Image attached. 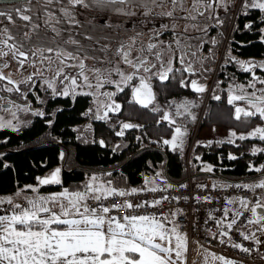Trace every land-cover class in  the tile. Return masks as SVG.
Masks as SVG:
<instances>
[{
	"label": "rangeland",
	"instance_id": "obj_1",
	"mask_svg": "<svg viewBox=\"0 0 264 264\" xmlns=\"http://www.w3.org/2000/svg\"><path fill=\"white\" fill-rule=\"evenodd\" d=\"M206 1L208 2L202 0V3L197 5L199 9L200 7L203 8V15L192 11L194 0H183L182 7L180 4L171 5L177 14H182L181 11H186V6L191 3L188 16L191 14L195 16V19L177 18L173 14L167 16L166 13L171 12L169 0H127L126 3L110 4V6L88 3V7L77 5L74 8L68 3V0H52V3H48L47 0H32L0 4V11L5 13L0 19V29H7L8 34L14 38L10 43L22 45L21 50L27 52L29 56V60L24 62L23 67H20L19 63L24 59L23 57L14 59L11 53L8 56L0 57V65L5 63L8 65L3 68V75L10 77L13 81L11 84L7 80L0 81L1 93L3 92L2 84H7L12 89V91H4L5 93L0 94V123L8 125L0 127V129L7 128L20 131L28 126L36 115L43 113L41 106L35 105L31 100H23V91L19 95L16 89L27 90L28 92L33 90L35 99L41 98L40 102H43L47 96H65L63 92L68 89V95L88 94L90 96L91 105L88 111V121L79 126L77 130L78 135L86 140L104 141L107 145L112 146L120 144L121 140L117 136L124 135V125L128 124L137 131L135 132L137 137L141 135L146 137L144 140L146 144L155 143L165 145L169 149L179 150L180 155H184L188 161L197 157L198 151L201 150L198 146L208 144V141L209 144L216 143L225 147L231 155L234 151L237 152V147H240L238 152L264 153V140L256 132L257 129L264 128V117L256 108V105L264 107V104H260L257 99H264V58L235 60V57L228 51L224 60L236 66L238 70L241 67L242 71H247L249 73L247 81H236L235 77L230 78L226 72L224 84H219V80H223V78H219L218 83L212 87L211 91L208 90V87L203 94H199V98L197 97L196 100H194L195 97H190L188 94H177L180 90L175 83L176 81L184 88L180 77L179 79L175 77L180 75L179 71L183 65L180 63L173 65L172 61L170 62V56L172 57L170 50L173 47L164 43L157 33L162 28L177 29L182 26L184 32L201 31L205 27L204 23L210 19L216 20V16L229 11L234 0L231 2L230 0ZM245 4L250 6V0H245L244 4L241 5ZM235 5L237 8L238 0H236ZM23 7L27 9L21 11ZM65 8L72 12L76 23L64 15L63 9ZM118 9L120 11H117ZM13 10L17 14L16 16L12 15L14 14ZM235 11L236 9L233 12ZM37 13L40 14L39 17H37ZM8 15H11V20L7 18ZM21 15H28L30 20L21 19ZM195 20L198 21L197 25H193ZM99 25L103 26V29L109 30L105 34L110 36L107 38H114L115 46L107 43V41H103V43L106 42L104 43L105 46L101 48L98 46L93 32L95 26ZM53 28L56 31H53ZM2 35L3 33H0V36ZM172 38L173 44H180L182 40L179 36ZM196 38L199 37L191 36L183 44L187 45L188 42L194 44ZM153 39H157L158 43L157 49H153V51H164L162 52L163 60L148 61L149 66L147 65L145 68H149L150 71H144L143 67L137 71L130 64L125 63L122 53L116 52V47L121 49L122 45L126 47L146 45L148 41ZM73 40L76 43H72ZM48 48L53 49L54 52H47L46 49ZM40 49L45 50L42 55ZM60 49L73 52L79 59L65 60V63L61 64L60 59L55 55V50ZM29 50L35 51L36 55L33 56L32 51ZM199 54L205 55L204 52L198 51L194 57L197 58ZM208 56L215 59L213 53H208L204 59L200 58L197 64L201 67H211L214 63L212 57ZM47 58L51 59V63ZM81 59L86 66L84 71L89 77V83L92 87H88L82 77L77 76V86H73L70 79L65 80L63 76L57 75L58 69H63L65 75H76L80 71L78 65ZM66 65L77 66L66 67ZM170 65L175 69V75L169 71ZM242 65H246L247 70ZM216 67L217 65L213 67L214 70ZM90 69H100V72L94 73ZM120 72L124 73L125 76L132 75L133 79L130 81L123 80ZM141 78L148 85L150 94L148 89H141L140 92L135 91V89L140 88ZM49 83L53 84L55 93L53 88L48 86ZM36 85L38 89H35L34 86ZM97 85L100 86L97 87ZM222 86L225 87L226 96H229L228 103L225 104L223 101L210 103L217 100L218 91L220 88L222 89ZM38 90L41 91L42 97ZM234 96L244 99L235 100L233 99ZM163 97L165 99L162 100ZM245 97H250L252 100L245 99ZM230 100L232 103H229ZM237 108L244 110L240 113L239 119H237ZM244 112H251L252 115L245 116ZM98 121H102L106 128L103 126L105 129H102L96 124L95 126L98 127V131H96L98 135H96L93 133V127L94 122ZM143 124L146 125L143 126ZM177 128L184 133V138L171 143L173 137L176 136ZM101 130L106 131L100 132ZM111 133H114L115 136ZM233 133H235L234 136ZM240 136H244L245 139H239ZM165 141H170V143L166 144ZM196 147H198L197 151ZM205 168L208 167L205 166ZM56 170L54 169L40 177L38 183L31 186L37 191V198L39 196L50 198L53 195H59L56 192H39V188L44 186L39 183V180L50 178ZM91 178L93 179V177ZM58 179L60 181V176ZM95 180L96 183L102 182L109 186L105 181ZM162 180L161 174H152L146 176L144 184L149 187L161 186L165 183ZM13 198L10 196L8 198L0 197V200L5 201L0 203V215L11 214V208L9 207V209L8 206L12 204L14 208L16 203ZM24 198L29 200L26 195ZM8 199H11V204L7 203ZM61 202L63 203V201ZM55 206L56 210L52 204L50 205L54 208L52 211L58 213L59 205L56 204ZM81 211H83L82 207ZM256 220L254 231L247 235L255 243L261 245L260 238L264 236V219ZM165 226L167 228L174 227L171 223H165ZM173 242L175 243V241ZM218 258L220 256L209 249L194 241L191 243L187 241L186 253L182 260L177 261V264H218ZM173 259H175L174 255Z\"/></svg>",
	"mask_w": 264,
	"mask_h": 264
},
{
	"label": "trees",
	"instance_id": "obj_2",
	"mask_svg": "<svg viewBox=\"0 0 264 264\" xmlns=\"http://www.w3.org/2000/svg\"><path fill=\"white\" fill-rule=\"evenodd\" d=\"M232 2L229 11L215 17L216 28H213L219 44H224L223 58H226L228 51L240 60L264 58V11L241 5L245 0H238L237 8L236 0ZM25 9L23 7L21 11ZM12 15L17 14L14 12ZM103 28L95 26V42L100 48L105 46L106 42L103 41L115 46L114 38H107L110 36L105 34L109 30ZM226 63L222 68L225 74L227 72L229 77H236V81L247 80L249 74L240 72L241 67L238 70L236 66L228 65L227 60ZM220 75L222 85L226 77ZM9 87L2 84V91ZM38 92L42 97L41 91ZM31 99L35 105L43 108L42 115H36L20 131L0 129V197L36 185L40 177L58 168L60 183L41 186L39 192L82 190L89 177L107 182L113 190L127 191L143 187L145 177L157 172L161 173L165 184L181 182L187 177L245 182L258 180L264 174V153L238 152L240 147L231 155L225 147L216 143L199 145L202 148L198 151L199 157L188 161L178 150L155 143L146 144L136 136V131H127L121 137L116 135L121 143L115 147L104 141L83 139L77 130L88 121L91 105L88 94L47 96L43 102H40L41 98L36 100L33 96ZM96 124L102 129L106 128L102 121L94 122L95 134L98 131ZM103 131L106 130L100 132ZM111 135L115 136L114 133ZM199 161L212 166L210 173L203 172ZM257 168L261 171H256Z\"/></svg>",
	"mask_w": 264,
	"mask_h": 264
},
{
	"label": "snow or ice",
	"instance_id": "obj_3",
	"mask_svg": "<svg viewBox=\"0 0 264 264\" xmlns=\"http://www.w3.org/2000/svg\"><path fill=\"white\" fill-rule=\"evenodd\" d=\"M47 2L52 3V0H47ZM126 2L127 0H93V3L96 4ZM68 3L73 8L77 5L89 6L87 0H68ZM201 3L202 0H194L192 6V11L197 12L199 15H203V12L197 7ZM173 4H180L182 7L183 0H173ZM250 7L264 11V0H250ZM63 13L65 16L70 17L73 23H76L72 12L68 8L63 9ZM4 15V12H0V16ZM166 15L172 16V12H168ZM7 18L12 19L11 15H8ZM184 18L195 19V16L189 14ZM21 19L29 21L30 17L21 15ZM53 31H56V29L53 28ZM0 33H3L0 36V57L8 56L9 53L14 59L23 57L24 59L19 61L20 67H23L24 62L29 60L28 53L21 50L22 45L14 42L10 43L14 38L8 34L7 29H0ZM72 43H76V41L73 40ZM155 47V45H149L150 50ZM123 48L122 45L121 49L118 50V54L122 53L125 63L130 64L137 71L147 63L145 60H141L140 64L133 63L128 58L130 52H124ZM39 51L42 55L45 50L40 49ZM46 51L49 53L54 52L51 48L46 49ZM32 55L35 56L36 52L32 51ZM55 55L60 59L61 64H64L65 60L79 59L73 52H66L63 49L55 50ZM47 59L51 63V59ZM84 59H87V57H84ZM157 59H159V55H157ZM7 66L6 63L0 65V81L7 80L11 84L13 83L11 78L3 75V68ZM76 66L66 65V67ZM242 66L247 70L246 65ZM78 67L80 71L74 76L65 75L63 69H58L57 75L63 76L65 80L70 79L73 86H77V76L82 77L85 84L92 87L89 83V77L85 74L86 66L82 59ZM90 71L99 73L100 69H90ZM144 71L147 72L150 69L144 68ZM119 74L125 81L133 79L132 75L125 76L122 72ZM97 78L99 79V76ZM48 86L53 88L55 93L53 84L49 83ZM99 86L97 85V87ZM193 88L196 91H204L202 87L198 88L195 83H193ZM141 89H148L150 94V89L143 78L140 80V88L135 89V91L140 92ZM7 91H12V89H7ZM16 91H19V89H16ZM73 91H75V88H73ZM63 94L68 95V89H65ZM233 99H241V97H233ZM257 99L260 104H264V99ZM229 103H232V100ZM256 108L260 115L264 117V107L256 105ZM242 111L244 110L241 108L236 109L237 119L240 118ZM244 115L250 116L252 113L244 112ZM4 126L8 125L0 123V127ZM124 127L128 128L131 125L125 124ZM256 132L264 140V128L257 129ZM182 135L181 130L177 128L176 136L173 137L171 143H175ZM234 135L235 133H233ZM239 139L243 140L245 137L240 136ZM165 143H170V141H165ZM255 170L261 171L260 168ZM59 171L57 169L50 178L41 179L39 183L42 185L60 183L58 179ZM93 180H95V177H93ZM86 187H88L89 192H93V198L96 200L101 197L95 195V192H103L106 198L107 195H111L115 191L102 188L93 190L90 185ZM244 187L254 191L255 188H264V181L256 185H245ZM133 192H135V189H133ZM116 194L124 196L126 193L119 192ZM87 199V193L79 191L70 193L65 190L50 198L40 196L37 199H29L26 206L16 204L11 214L0 215V264H177V261L182 260L186 253L187 240L185 236L178 233V226L167 228L164 221L148 215H130L117 219L113 216H107L109 213L108 207L90 208L87 203H84ZM61 201H67V204ZM4 202L0 200V203ZM7 203L11 204V199H8ZM58 203V213L48 207V204L55 206ZM241 204L247 209V201L242 200ZM261 206L264 205L257 203L251 209L253 215L256 214V209ZM81 207L83 211H81ZM123 207L131 209L133 205L127 204ZM42 213H46L47 216H42ZM260 219H264V217H260ZM252 222L249 220V223ZM229 227H231V224ZM244 239H249V237L245 236ZM233 246L241 248L245 252L249 251V249L242 248L238 244ZM173 255L175 259H173ZM213 258L217 259L216 257ZM218 259L223 264H232L231 261L223 257Z\"/></svg>",
	"mask_w": 264,
	"mask_h": 264
},
{
	"label": "built area",
	"instance_id": "obj_4",
	"mask_svg": "<svg viewBox=\"0 0 264 264\" xmlns=\"http://www.w3.org/2000/svg\"><path fill=\"white\" fill-rule=\"evenodd\" d=\"M261 181H264V174L257 184ZM244 186L240 182L187 177L184 181L161 186L115 190L106 198L105 195H100L99 200L91 197L85 203L90 208L108 207L107 216L117 219L130 215H148L162 221L171 220L175 227L178 226V233L185 236L189 243L194 241L218 255L226 256L232 264H264V252H258L257 243L250 238L244 239L249 220L253 218L252 207L264 203V188L251 191ZM119 192L126 194L117 195ZM233 198L239 202L247 201L248 207L225 221L227 207ZM127 204L133 207H123ZM236 244L249 251L234 247Z\"/></svg>",
	"mask_w": 264,
	"mask_h": 264
},
{
	"label": "flooded vegetation",
	"instance_id": "obj_5",
	"mask_svg": "<svg viewBox=\"0 0 264 264\" xmlns=\"http://www.w3.org/2000/svg\"><path fill=\"white\" fill-rule=\"evenodd\" d=\"M170 2V11L172 12V14L174 15V17L177 18H184L188 16V9L191 8V3H189L186 6V11H181L182 14H177L173 7L171 5H173V0H169ZM172 3V4H171ZM203 8L200 7V11L203 12L202 10ZM210 18H214V17H210ZM216 21L210 19L209 21H207V23L205 24V27L201 30V31H191V32H184L183 31V26L180 28H173V29H167V28H162L158 31V35L163 39V42L166 43L167 45H170L171 47H173L171 51L172 57L170 56V62L172 61L173 65L177 64H181L183 65L180 69V75H176L175 77L177 79H180L183 81V85L184 88H182L180 86L179 82H175L178 89L180 90L177 94L179 93H184V94H188L190 97L193 96L194 100H196V98L199 96V94H203L204 91H206V89L208 88L209 91H211L213 88L215 87V84L218 83V79L221 77L220 74H223L222 77H226L225 73L222 71L223 66H225L226 60H224L223 55H224V44L221 46L220 40L218 39L217 34L215 33V29L216 28ZM198 21L195 20V23L193 25H197ZM174 36H179L180 38H182V40L180 41V44H173L172 41ZM191 36H198L199 38H196L195 40V45L192 43L183 44L184 41H186L187 39H189ZM166 38V39H165ZM170 38V39H168ZM156 45V47H158V43H157V39H153L150 40L146 43V45H133V46H129L126 47L124 46L123 51L124 52H130V56L128 57L129 60L133 61V63L135 64H140L141 60H145L147 61L146 64H144L142 67L145 68V66L148 65V61L149 60H153V61H157V60H163L162 57V52L164 50H160V51H153V49H157L152 48L151 50L149 49V45ZM183 44V45H182ZM195 47H193V46ZM192 46V47H191ZM120 49V47L116 49V52H118V50ZM176 50V52H175ZM204 52V54H199V56H197V58L194 57V55L196 54V52ZM178 52V55H177ZM180 52V53H179ZM208 53H213L215 56V59H213L212 56H208V57H212V62L214 63L211 67H201V65H198L197 63L199 62L200 58H205L206 54ZM157 55H159V59H157ZM181 55V56H180ZM223 58V59H222ZM235 60H237V58H235ZM188 62V63H186ZM185 63V64H184ZM191 63V64H190ZM196 63V65H195ZM216 69L214 70V66H216ZM228 65H231L230 63ZM149 66V65H148ZM166 66V65H164ZM170 72L173 73V75H175V69L172 68V65H170ZM230 69V68H229ZM228 69V70H229ZM243 74H249L247 71H240ZM218 77V78H217ZM231 77V76H230ZM249 78V76H248ZM247 78V79H248ZM236 79V77H235ZM247 81V80H245ZM243 81V82H245ZM193 83H195V85L199 88L202 87L204 89V91H196L193 88ZM221 84V82H219ZM36 89V86H34ZM219 87V86H218ZM223 90V91H222ZM7 91V89L5 90ZM21 91H23V97L22 99L25 100H31L33 103L34 101L31 99V96L34 97L35 99V92H33V90L31 92H28L27 90H20L17 91V93L19 95H21ZM218 91V90H216ZM175 92H177V89H175ZM2 93H5L4 91ZM0 92V94H2ZM28 93H31L28 94ZM220 96V97H219ZM217 100H213L210 103H217V102H221L223 101L225 104L228 103V99L229 96H226L225 94V87L222 86V89L220 88V90L218 91L217 94ZM29 98V99H28ZM199 98V97H198ZM165 99V97L162 98V100ZM37 100V99H36ZM224 104V105H225ZM120 115H122L120 113ZM146 124H143V126H145ZM117 126V125H116ZM117 128V127H116ZM124 129V134L127 133V131H136L135 129H133L132 127H128V128H123ZM121 137V136H120Z\"/></svg>",
	"mask_w": 264,
	"mask_h": 264
},
{
	"label": "crops",
	"instance_id": "obj_6",
	"mask_svg": "<svg viewBox=\"0 0 264 264\" xmlns=\"http://www.w3.org/2000/svg\"><path fill=\"white\" fill-rule=\"evenodd\" d=\"M87 3H89V4H93V5H108V6H110V4L111 3H100V4H96V3H93V0H87ZM118 4H120V3H114V4H112V5H118ZM137 132V131H136ZM140 134H141V132H140ZM186 134V133H185ZM142 136V137H141ZM140 136V138H142L143 139V141L145 140V138L146 137H144V135H141ZM184 138V133H183V135L181 136V137H179V139L180 140H182ZM178 139V140H179ZM208 144H209V141L207 142ZM117 145H119V143L118 144H116V145H114V146H112V147H115V146H117ZM178 146V145H177ZM201 146H204V144H201ZM170 150H175V149H170ZM201 150H202V148H201ZM179 151V150H178ZM197 157H199L198 155H197ZM199 163H201L202 164V170H203V172L204 173H210V170H211V165H209L208 163H206V162H200L199 161ZM205 166L206 167H208V168H205ZM158 174H161L160 172H157ZM156 173V174H157ZM146 178V177H145ZM159 179H161V178H159ZM259 180L260 179H258V180H250V181H245V182H240L242 185H256L258 182H259ZM144 181H145V179H144ZM162 181H164V179L162 180ZM86 186H91L92 188H94V189H97V188H103V189H111L108 185H106V184H104V183H102V182H98V183H96V180H93L91 177H89L87 180H86ZM163 185H165V183L163 184ZM144 186H146V184H144ZM156 186H158V185H156ZM154 187V186H153ZM33 187H25V188H21V189H18L16 192H14L13 194H10V195H5V196H1L2 198H8V196H10V197H14L13 198V201L16 203V204H20V205H22V206H26L27 205V201L28 200H26L25 198H24V196L26 195V196H28L29 197V199H37V197H36V193H37V191H33V189H32ZM65 190H67V189H63V190H61V191H58V192H56V194H60V192H64ZM68 192H77V191H79V192H82V193H87V195H88V197H93V193H90L89 192V190H88V187H85L84 189H82V190H74V191H70V190H67ZM95 195H104V193L103 192H95ZM40 197V196H39ZM63 203L64 204H67V201H63ZM85 203V202H84ZM15 204V205H16ZM50 205L51 204H48V207H50ZM57 205H59V204H57ZM262 205H264V203H262ZM6 208H7V206H5ZM11 209H10V208ZM55 207V210H56V206H54ZM8 208L11 210V212H12V210H13V206H12V204L10 205V206H8ZM245 207L244 206H242V204H241V202H239V200L238 199H236V198H233L232 199V201L230 202V204H229V206L227 207V211H226V215H225V218H224V220L225 221H228L229 219H232V218H234L241 210H243ZM55 212V211H54ZM42 216H47V214L46 213H42L41 214ZM260 217H264V206H261V207H259V208H257L256 209V214L255 215H253V218H252V220L251 221H253L252 223H250L249 224V226H248V228H247V230H246V234H248V233H252L253 231H254V224H255V220L256 219H260ZM257 221V220H256ZM164 223H171V224H173L174 225V227H175V224H174V222L173 221H164ZM262 227H263V225H261ZM188 241V240H187ZM189 243V242H188ZM191 243V242H190ZM261 244H263L264 245V242H262ZM201 246V245H200ZM203 247V246H202ZM208 249V248H207ZM210 250V249H209ZM264 250V249H263ZM211 251V250H210ZM211 252H213V251H211ZM214 253V252H213ZM216 254V253H215ZM217 256H220V257H223V258H225L226 260H228V261H231V259L230 258H228V257H226V256H222V255H218V254H216ZM232 262V261H231ZM217 263L218 264H223V262L219 259V260H217Z\"/></svg>",
	"mask_w": 264,
	"mask_h": 264
},
{
	"label": "water",
	"instance_id": "obj_7",
	"mask_svg": "<svg viewBox=\"0 0 264 264\" xmlns=\"http://www.w3.org/2000/svg\"><path fill=\"white\" fill-rule=\"evenodd\" d=\"M24 1H28V0H0V4H11V3H18V2H24ZM234 97H236V96H234ZM241 99L243 100L244 98H241ZM245 99L252 100V98H250V97H245ZM238 100H240V99H238ZM260 242L261 243L264 242V236L262 238H260ZM263 249H264V245L263 244L259 245L258 250L261 252V251H263Z\"/></svg>",
	"mask_w": 264,
	"mask_h": 264
}]
</instances>
